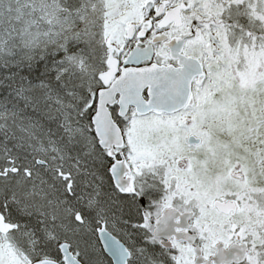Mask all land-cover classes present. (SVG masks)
I'll return each mask as SVG.
<instances>
[{"label": "snow or ice", "instance_id": "6c2138e0", "mask_svg": "<svg viewBox=\"0 0 264 264\" xmlns=\"http://www.w3.org/2000/svg\"><path fill=\"white\" fill-rule=\"evenodd\" d=\"M0 264H264V0H0Z\"/></svg>", "mask_w": 264, "mask_h": 264}]
</instances>
